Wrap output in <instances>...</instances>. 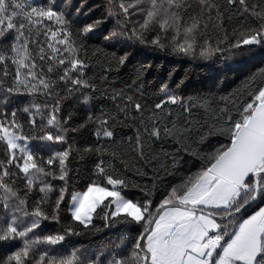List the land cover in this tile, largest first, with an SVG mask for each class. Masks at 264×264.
I'll return each instance as SVG.
<instances>
[{"label": "snow or ice", "instance_id": "6c2138e0", "mask_svg": "<svg viewBox=\"0 0 264 264\" xmlns=\"http://www.w3.org/2000/svg\"><path fill=\"white\" fill-rule=\"evenodd\" d=\"M0 264H264V0H0Z\"/></svg>", "mask_w": 264, "mask_h": 264}, {"label": "trees", "instance_id": "16d2710c", "mask_svg": "<svg viewBox=\"0 0 264 264\" xmlns=\"http://www.w3.org/2000/svg\"><path fill=\"white\" fill-rule=\"evenodd\" d=\"M58 2L64 3H78L79 0H58ZM89 3L100 4L101 0H89ZM149 59L147 62L152 63L154 65L153 70L149 74V80L154 85L156 81L161 77H166L168 71L175 67L177 70L174 73V78L179 79L183 75V68L181 65L176 64L171 57H165L162 53H148L146 54ZM245 67H250V65H246ZM122 71V70H121ZM209 73L207 69L197 68L192 71V74L185 83L188 86V90L190 91L192 88L208 83ZM235 79V73H228L226 76L221 77V82L226 81L229 85L235 86L232 84V81ZM18 106H23L20 104ZM35 143V142H34ZM79 171H83V165L79 162L74 164ZM121 235V228L119 226L103 229L99 233L92 234H84L79 237H71L70 240L72 244L77 247L90 248L95 249L101 245H111L112 243H117L119 241V237Z\"/></svg>", "mask_w": 264, "mask_h": 264}]
</instances>
